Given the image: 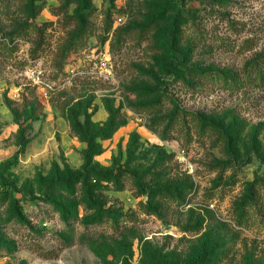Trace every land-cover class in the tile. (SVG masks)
<instances>
[{
  "label": "rangeland",
  "instance_id": "1",
  "mask_svg": "<svg viewBox=\"0 0 264 264\" xmlns=\"http://www.w3.org/2000/svg\"><path fill=\"white\" fill-rule=\"evenodd\" d=\"M0 264H264V0H0Z\"/></svg>",
  "mask_w": 264,
  "mask_h": 264
},
{
  "label": "trees",
  "instance_id": "2",
  "mask_svg": "<svg viewBox=\"0 0 264 264\" xmlns=\"http://www.w3.org/2000/svg\"><path fill=\"white\" fill-rule=\"evenodd\" d=\"M252 64L254 65V69H258L259 65H258L257 59L253 60ZM109 113L111 117H110L109 123L107 124V128L104 131L111 133L115 131L119 125L114 122V115L110 109H109Z\"/></svg>",
  "mask_w": 264,
  "mask_h": 264
}]
</instances>
